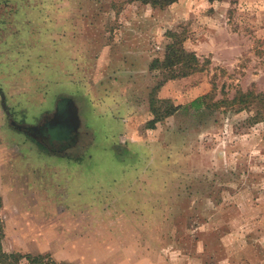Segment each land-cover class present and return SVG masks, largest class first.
Listing matches in <instances>:
<instances>
[{
    "label": "rangeland",
    "instance_id": "1",
    "mask_svg": "<svg viewBox=\"0 0 264 264\" xmlns=\"http://www.w3.org/2000/svg\"><path fill=\"white\" fill-rule=\"evenodd\" d=\"M247 91L264 0H0V264H264V122L229 104ZM65 100L71 136L63 113L42 132Z\"/></svg>",
    "mask_w": 264,
    "mask_h": 264
},
{
    "label": "trees",
    "instance_id": "2",
    "mask_svg": "<svg viewBox=\"0 0 264 264\" xmlns=\"http://www.w3.org/2000/svg\"><path fill=\"white\" fill-rule=\"evenodd\" d=\"M140 2L143 5H149L152 8H160L163 9L165 7L170 6L171 4L175 3L177 0H133ZM163 59V66L172 67L175 65L183 64V67L186 70L191 72L195 71V66L197 60L192 53L185 52L181 48H176L175 46L169 45L166 48L165 54ZM159 64L158 60L153 61L152 65L150 66L149 70L155 68V66ZM186 75V73H184ZM183 74V75H184ZM201 99H195L191 102V107L198 109L201 105ZM63 108L62 110L66 109L67 105L66 101H63ZM61 104L60 102L58 105ZM230 106H235L237 110H249L251 107L255 106L257 108L256 116H254L253 121L256 122H264V94H257L253 91H247L245 93L239 92L237 95L229 102ZM59 109V108H58ZM60 110V109H59ZM60 110V111H62ZM154 120L151 122L153 126ZM67 125V124H66ZM69 131L70 132V124H69ZM67 136L68 137V134ZM0 210H1V198H0ZM0 220V238L3 235L2 231V224ZM14 258V256H8L1 251L0 247V263H3L7 258ZM15 259V258H14Z\"/></svg>",
    "mask_w": 264,
    "mask_h": 264
},
{
    "label": "flooded vegetation",
    "instance_id": "3",
    "mask_svg": "<svg viewBox=\"0 0 264 264\" xmlns=\"http://www.w3.org/2000/svg\"><path fill=\"white\" fill-rule=\"evenodd\" d=\"M67 104V107L68 109L67 110H63V111H60L58 109V107L56 106V108H54L52 114H51V117L48 121L44 122L42 124V127H41V130L42 132L43 131H47V126L50 125L54 120H56V117L60 114H64L69 120L71 119V124L72 126H74V123H75V118H74V114H73V107H72V104L69 102V103H66ZM14 127V126H13ZM16 128V127H15ZM28 132H30L31 130H33V128H26ZM20 130H25V129H20ZM71 131V130H70ZM74 130H72L70 133H72ZM26 132V131H25Z\"/></svg>",
    "mask_w": 264,
    "mask_h": 264
},
{
    "label": "crops",
    "instance_id": "4",
    "mask_svg": "<svg viewBox=\"0 0 264 264\" xmlns=\"http://www.w3.org/2000/svg\"><path fill=\"white\" fill-rule=\"evenodd\" d=\"M62 88H64V87H63V86H61V87H60V89L62 90ZM65 101H66L67 103H69V102H70L69 100H65ZM62 102H63V101H61L60 103H62ZM58 103H59V102H56L55 104H58ZM55 108H56V107H55ZM71 134H72V133H69V135H68V137H67V138H69V136H71ZM38 155H42V154H39V153H38Z\"/></svg>",
    "mask_w": 264,
    "mask_h": 264
},
{
    "label": "water",
    "instance_id": "5",
    "mask_svg": "<svg viewBox=\"0 0 264 264\" xmlns=\"http://www.w3.org/2000/svg\"><path fill=\"white\" fill-rule=\"evenodd\" d=\"M11 125L16 127L15 123H13V122L11 123ZM16 128L20 129V127H16Z\"/></svg>",
    "mask_w": 264,
    "mask_h": 264
}]
</instances>
